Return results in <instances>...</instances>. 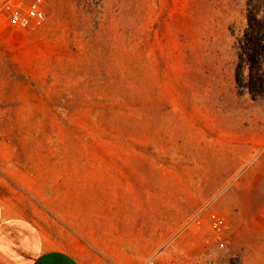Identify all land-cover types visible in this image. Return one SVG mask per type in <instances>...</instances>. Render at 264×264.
Returning a JSON list of instances; mask_svg holds the SVG:
<instances>
[{
    "label": "rangeland",
    "instance_id": "obj_1",
    "mask_svg": "<svg viewBox=\"0 0 264 264\" xmlns=\"http://www.w3.org/2000/svg\"><path fill=\"white\" fill-rule=\"evenodd\" d=\"M0 194L82 264L199 247L212 215L226 264H264V0L0 2Z\"/></svg>",
    "mask_w": 264,
    "mask_h": 264
},
{
    "label": "crops",
    "instance_id": "obj_2",
    "mask_svg": "<svg viewBox=\"0 0 264 264\" xmlns=\"http://www.w3.org/2000/svg\"><path fill=\"white\" fill-rule=\"evenodd\" d=\"M0 264L82 263L23 216L10 197L0 194Z\"/></svg>",
    "mask_w": 264,
    "mask_h": 264
},
{
    "label": "built area",
    "instance_id": "obj_3",
    "mask_svg": "<svg viewBox=\"0 0 264 264\" xmlns=\"http://www.w3.org/2000/svg\"><path fill=\"white\" fill-rule=\"evenodd\" d=\"M37 3L23 9L18 6L10 12V23L18 28H29L41 22ZM232 257L231 241L220 218L211 216L210 235L199 247L177 250L165 246L141 264H226Z\"/></svg>",
    "mask_w": 264,
    "mask_h": 264
},
{
    "label": "trees",
    "instance_id": "obj_4",
    "mask_svg": "<svg viewBox=\"0 0 264 264\" xmlns=\"http://www.w3.org/2000/svg\"><path fill=\"white\" fill-rule=\"evenodd\" d=\"M250 78L252 79V78H253V76H252V75H250Z\"/></svg>",
    "mask_w": 264,
    "mask_h": 264
}]
</instances>
